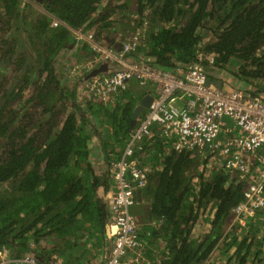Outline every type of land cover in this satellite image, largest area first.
I'll use <instances>...</instances> for the list:
<instances>
[{"label":"trees","instance_id":"obj_1","mask_svg":"<svg viewBox=\"0 0 264 264\" xmlns=\"http://www.w3.org/2000/svg\"><path fill=\"white\" fill-rule=\"evenodd\" d=\"M37 1L50 13L31 17L23 0H0V251L19 256L31 242L37 247L54 238L52 249L66 262L76 256L77 243L70 241L81 230L87 239L97 233L106 264L118 190L112 164L123 153L137 100L154 92L132 80L108 105L90 96L82 76L69 77L60 68L69 60L73 71L89 47L68 27L53 26L51 16L93 30L116 50L127 36L141 33L131 59L150 57L174 74L196 62L198 50L213 53L214 63H203L209 77L227 71L237 83L229 81L227 89L264 98V0ZM206 28L214 37L209 43L199 33ZM155 138H146L135 153L148 175L144 213L161 221L158 227L139 223L144 255L153 264H264V212L245 227L233 223L248 178L225 168L206 177L208 161L196 150ZM97 153L99 162L92 158ZM144 154L151 156L148 167ZM36 247L44 264L59 262L52 251ZM154 247L160 251H149Z\"/></svg>","mask_w":264,"mask_h":264},{"label":"built area","instance_id":"obj_2","mask_svg":"<svg viewBox=\"0 0 264 264\" xmlns=\"http://www.w3.org/2000/svg\"><path fill=\"white\" fill-rule=\"evenodd\" d=\"M53 26L68 27L77 41L87 43L99 60H109L112 71L89 83L95 98L110 104L132 80L153 90L151 107L131 129L121 157L112 164V177L118 190L112 196L111 230L114 243L106 264H152L144 255L140 220L132 212L137 191L148 182L146 169L135 155L146 138L158 135L173 141L177 150L200 152L220 160L232 175L248 178L244 200L233 209L234 221L245 227L257 212H264V98L248 90H229L208 84L206 66L201 60L177 73L157 67L152 59H131L138 35L116 50L97 41L95 34L71 28L52 18ZM146 95V94H145ZM30 247H34L30 243ZM0 251V264H43L34 253L8 257Z\"/></svg>","mask_w":264,"mask_h":264},{"label":"crops","instance_id":"obj_3","mask_svg":"<svg viewBox=\"0 0 264 264\" xmlns=\"http://www.w3.org/2000/svg\"><path fill=\"white\" fill-rule=\"evenodd\" d=\"M155 94V92L153 93V95ZM144 96V95H143ZM143 96H141V97H143ZM155 136H158V135H154L153 137H152V141H155ZM159 138H161L160 136H158ZM164 154H166V153H163L161 156H159L160 158H159V161L158 162H161L162 163V161H163V159H164ZM149 157H151L150 156V154H144V157H143V160H142V163L145 165V166H149L150 165V163L151 162H149ZM158 162H156V163H158ZM160 163V164H161ZM152 166V165H151ZM161 166V165H160ZM159 170H160V167L158 168ZM196 181V180H195ZM138 203L139 204H141V206H143L144 208V210H146L147 211V209H148V207H149V199L147 198V194L145 193V190H143L142 191V194H141V198L138 200ZM146 211H144V212H146ZM142 213V214H140V215H138V214H136L137 216H138V218H139V220H140V226L143 228V226H145V225H148V224H151L150 226H160L161 224V221L159 222V221H156V220H152L151 221V218H149V215L148 214H145V213ZM234 218V217H233ZM202 219V218H201ZM203 224V225H202ZM140 227V230L142 229ZM198 227H199V225H198ZM200 227H202V228H206V225H204V222H202L201 224H200ZM194 230H196V228L194 229ZM201 230V229H200ZM96 233V232H95ZM140 233H141V231H140ZM75 235H74V237L72 236L71 238V241L70 242H72V243H77V245H76V247H75V252H74V255H76V253L77 252H79V245L81 244V243H83V244H86V246H85V248H86V251H85V253L87 252V256L86 257H84V258H78V257H76V256H74L73 257V259L72 260H70V259H68V261H64V258H65V256H64V258L63 257H60V256H58L57 254H54V256H52V258H55V256L58 258V261L59 262H57V264H80L81 262V264H103L104 263V259H105V252H103V249L102 248H100L99 246H97V245H95V243H96V235H97V233H96V235L94 236V237H92V238H88L87 239V234H86V232L85 231H77L76 233H74ZM86 234V236L85 237H83L84 235ZM141 235V234H140ZM194 235H195V231H194ZM195 236H197V235H195ZM142 240H143V238H142ZM87 241V242H86ZM34 242V241H33ZM39 245V244H38ZM37 245V246H38ZM35 247H36V245H34V247H32V248H29L27 251L25 250L23 253H21L19 256H14L12 253H10L11 251H7V250H2L3 251V253H6V255L8 256V257H20V256H22L23 254H26V253H33L34 251H35ZM36 249H38L37 247H36ZM40 250H46V251H48L49 250V248H48V246L46 245V244H44L43 242H41V246H40ZM100 251V252H99ZM103 253H102V252ZM149 251H160L159 249H157V247H154V249L153 250H151V249H149ZM145 252H147L146 250L144 251V254H145ZM2 253V254H3ZM155 253H158V252H155ZM107 256V255H106ZM146 256V255H145ZM147 258H148V261L150 260V258L148 257V256H146ZM63 260V261H62ZM151 261V260H150ZM152 262V264H153V260L151 261ZM42 263H44L43 261H42Z\"/></svg>","mask_w":264,"mask_h":264},{"label":"water","instance_id":"obj_4","mask_svg":"<svg viewBox=\"0 0 264 264\" xmlns=\"http://www.w3.org/2000/svg\"><path fill=\"white\" fill-rule=\"evenodd\" d=\"M89 31L94 33L93 30H89ZM117 48H121V47H117ZM88 52L89 55L87 57H83V59L77 62V66L74 69V73L78 74L79 76H82L81 78H83L82 81L83 85H85L90 96L94 97L91 90L89 89V83L92 80H94L96 77L109 73L110 71H112L110 69H112L113 67L109 60H99L97 58L96 53L92 51L90 48L88 49ZM207 83L212 84L217 88L223 87V80L220 77H218V79L217 78L212 79L211 77L208 76ZM153 99L154 97L151 94H146L141 98L140 103L136 106L132 114L131 129L138 122V119L142 116L143 112L151 107ZM137 197L138 200L141 198V190L137 191ZM33 253L41 262L43 261V259L35 251Z\"/></svg>","mask_w":264,"mask_h":264},{"label":"rangeland","instance_id":"obj_5","mask_svg":"<svg viewBox=\"0 0 264 264\" xmlns=\"http://www.w3.org/2000/svg\"><path fill=\"white\" fill-rule=\"evenodd\" d=\"M107 35H109V33H107ZM111 36V35H110ZM112 40V39H111ZM97 41L99 42V43H101V44H103V45H109L108 43H110V41H108V42H106V41H101L100 39H97ZM85 45L87 46V47H89L90 48V46L87 44V43H85ZM88 48V49H89ZM91 49V48H90ZM77 64V63H76ZM75 65V63L74 64H72V65H70V63H69V60H67V63L65 62V60H63V63L61 64V69L64 71V72H69L68 73V75H69V77H73V78H77V77H79V75L78 74H75L74 73V70L72 71V67ZM71 69V70H70ZM215 75H217V76H219L221 79H223L224 80V82H225V88H229V86H228V82L229 81H232V83H234L235 85H237V83L234 81V80H231L230 79V75L228 74V72L227 71H218V70H215ZM81 84V83H80ZM82 85H83V83H82ZM84 86V85H83ZM85 88V87H84ZM248 88H251V86H248ZM89 94V93H88ZM119 100V99H118ZM117 100V101H118ZM140 101H141V99H139V100H137V103L139 102L140 103ZM18 107H19V105H17ZM97 125H99L98 123H97ZM100 126V125H99ZM97 152H101V149L100 148H97ZM100 157H101V155H100V153H97V155H94L92 158H93V160H95V161H97V162H99L100 161ZM215 161V160H214ZM218 160H216L215 161V163H216V166L217 167H219L220 166V162L218 161ZM94 162V161H93ZM95 163V162H94ZM206 164H208L209 165V162H207ZM94 166H96V164H94ZM95 169L98 171V168L97 167H95ZM208 169H209V171H211V170H213L214 168H210V166L208 167ZM196 182V181H195ZM12 190V185H9V192ZM144 207L143 206H141V204H137V205H135L134 207H132V212L134 213V214H138V215H140V214H142L144 211H146V210H144L143 209ZM233 221H234V218H233ZM247 226V225H246ZM197 232H199L198 230H197ZM55 240L56 239H54V238H52V239H45V240H43L42 242L44 243V244H46L47 246H48V248H49V250H48V252L49 251H52V253L50 254V256L52 257V256H54V254H56V252L52 249V247L54 246V244H55ZM31 243H33L34 244V242H31ZM40 244L37 246V248L38 249H40ZM79 252H77L76 253V255L78 256V258H84V254H85V247H84V244L83 243H81L79 246ZM44 264V263H43Z\"/></svg>","mask_w":264,"mask_h":264},{"label":"flooded vegetation","instance_id":"obj_6","mask_svg":"<svg viewBox=\"0 0 264 264\" xmlns=\"http://www.w3.org/2000/svg\"><path fill=\"white\" fill-rule=\"evenodd\" d=\"M25 3H28L29 4V6L31 7V8H29V11H30V13H31V17L32 16H36V15H38L40 12L39 11H43L44 13H50V12H48L45 8H44V6L39 2V1H37V0H23ZM52 18H57L55 15H52L51 16ZM59 19V18H58ZM120 26V25H119ZM123 26L124 27H128L129 25H126V24H124L123 23ZM121 27V26H120ZM80 30H82V31H84V32H91V31H89V30H85V29H80ZM91 33H93V32H91ZM200 34H201V36L203 37V41L205 42V43H209L210 41H212V39L214 38L213 37V33H211L207 28L206 29H202V30H200V32H199ZM94 34V33H93ZM141 33H138V34H135V35H139V38H141V36L142 35H140ZM130 35V34H129ZM134 36V35H133ZM132 35H130V36H127V40L126 39H123L122 41H129L130 40V38H132L133 37ZM96 37V36H95ZM211 37H212V39H211ZM97 38V37H96ZM121 41V40H120ZM199 60H201L202 61V63H204L205 62V60H209L210 61V63H214V61H215V54H213V53H209V52H206L205 50L203 51V50H198V52H197V61H199ZM199 153V155H201L203 158H206V160L209 162V165L208 164H206V167H209L210 166V168H214L213 170H211V171H209V169H207V171H208V174H206L205 176L206 177H208L209 175H213L216 171H218V170H220L221 168H224L223 167V164L220 162V166L219 167H217L216 166V163L215 162H213L212 160H210V157L209 156H204V154H202V153H200V152H198ZM95 164V163H94ZM112 170H113V166H112ZM13 186H12V190L9 192V195L12 193V191H13Z\"/></svg>","mask_w":264,"mask_h":264},{"label":"clouds","instance_id":"obj_7","mask_svg":"<svg viewBox=\"0 0 264 264\" xmlns=\"http://www.w3.org/2000/svg\"><path fill=\"white\" fill-rule=\"evenodd\" d=\"M113 47V46H112ZM121 47V46H120ZM115 48V47H114ZM223 80V79H222ZM223 87H225V82H224V80H223ZM121 95V94H120ZM120 95L115 99V101H117L118 99H119V97H120ZM262 97V96H261ZM114 101V102H115ZM210 157V160H211V156H209ZM217 160V159H216ZM215 160V161H216ZM215 161H213V162H215ZM218 162V161H217ZM219 162H220V160H219Z\"/></svg>","mask_w":264,"mask_h":264}]
</instances>
